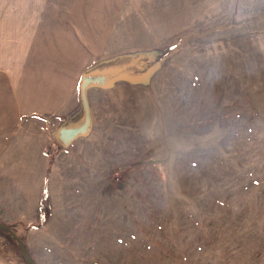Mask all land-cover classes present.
<instances>
[{
    "label": "rangeland",
    "instance_id": "374dc122",
    "mask_svg": "<svg viewBox=\"0 0 264 264\" xmlns=\"http://www.w3.org/2000/svg\"><path fill=\"white\" fill-rule=\"evenodd\" d=\"M45 1L0 0V68L22 60L8 40L20 10L58 4ZM118 11L125 52L85 71L168 53L144 79L92 90L93 129L54 138L51 196L38 219L1 222L0 264H264V0Z\"/></svg>",
    "mask_w": 264,
    "mask_h": 264
},
{
    "label": "crops",
    "instance_id": "0c3cea01",
    "mask_svg": "<svg viewBox=\"0 0 264 264\" xmlns=\"http://www.w3.org/2000/svg\"><path fill=\"white\" fill-rule=\"evenodd\" d=\"M54 1L58 4L23 6L22 27L8 35L10 45L14 46L16 41L23 46L22 60H13L0 68L3 223L18 224L40 217L46 151L54 141L53 132L81 109L82 73L98 59L125 52L117 43L119 0H62L61 8L58 0ZM92 90L106 88L94 86L88 90L94 125ZM56 164L57 159L51 172ZM47 186L51 196V181Z\"/></svg>",
    "mask_w": 264,
    "mask_h": 264
},
{
    "label": "water",
    "instance_id": "95a60500",
    "mask_svg": "<svg viewBox=\"0 0 264 264\" xmlns=\"http://www.w3.org/2000/svg\"><path fill=\"white\" fill-rule=\"evenodd\" d=\"M148 53H137L129 55H137L138 57ZM134 60L122 61L123 63L106 62L101 66H95L84 71L81 75L79 83V98L82 107L81 116L77 120H67L53 132L54 138L64 147L71 145L77 138L86 136L91 132L93 125V112L89 101L88 90L97 86L108 88L113 86L117 81H137L144 79L150 69L141 72L133 71L130 66L134 65ZM156 65V64H155ZM0 227L5 224L0 222ZM28 264H36L33 257L26 255Z\"/></svg>",
    "mask_w": 264,
    "mask_h": 264
},
{
    "label": "trees",
    "instance_id": "16d2710c",
    "mask_svg": "<svg viewBox=\"0 0 264 264\" xmlns=\"http://www.w3.org/2000/svg\"><path fill=\"white\" fill-rule=\"evenodd\" d=\"M168 50L169 49H164L162 52H159L156 54H145L143 56L138 57L137 60H134L137 57V55L123 54L121 56H118L117 60L119 61L120 60H126V61L134 60V67L136 69V72H141L157 64L160 61V59L168 53ZM81 113H82V107L78 113H75L74 115L73 114L70 115L69 120H77L81 116ZM46 154H47L48 161H47L46 179H45L44 189L42 193V201L48 197V186H47L48 176L50 173L51 165L54 161V154H55V148L53 145L50 144V146L48 147L46 151ZM3 228L7 229L9 228V226L5 225V227ZM18 241H20V244L25 245L22 239L19 238Z\"/></svg>",
    "mask_w": 264,
    "mask_h": 264
},
{
    "label": "flooded vegetation",
    "instance_id": "af4514ba",
    "mask_svg": "<svg viewBox=\"0 0 264 264\" xmlns=\"http://www.w3.org/2000/svg\"><path fill=\"white\" fill-rule=\"evenodd\" d=\"M130 68H131L133 71H135V72H136V69H135V67H134V65H133V64L130 66Z\"/></svg>",
    "mask_w": 264,
    "mask_h": 264
}]
</instances>
